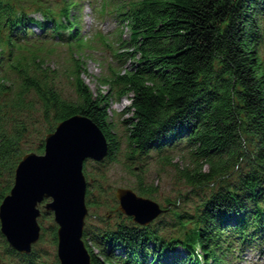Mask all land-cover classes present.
Masks as SVG:
<instances>
[{
  "label": "trees",
  "instance_id": "obj_1",
  "mask_svg": "<svg viewBox=\"0 0 264 264\" xmlns=\"http://www.w3.org/2000/svg\"><path fill=\"white\" fill-rule=\"evenodd\" d=\"M84 1L0 0V205L23 156L44 153L46 136L74 115L87 116L106 136L108 156L96 163L105 177L103 165L122 152L110 102L130 95L126 159L142 169L156 153L159 164L175 167L188 186L209 191L192 212L167 200L172 222L162 226V219L138 225L121 212L117 227L95 229L100 240L86 226L92 264H234L247 251H263L264 0H91L96 18H116L129 29L128 40L120 35L121 52L101 32L81 38ZM34 24L41 35L32 32ZM95 41L110 49L114 63L130 62L125 70L109 65L105 95L85 83L81 57L71 55L64 72L47 64L58 45L82 52L95 49ZM65 74L73 96L62 85ZM33 133L40 138L29 146ZM181 153L190 166L174 161ZM87 162L84 173L92 183L86 201L92 207L97 198ZM140 177L138 194L151 197L155 188ZM50 214L44 210L39 223ZM45 232L42 227L30 254H20L0 231V253L17 264H46L38 252ZM50 232L57 246L55 224ZM121 249L125 257L116 255ZM52 264L60 263L55 258Z\"/></svg>",
  "mask_w": 264,
  "mask_h": 264
},
{
  "label": "water",
  "instance_id": "obj_2",
  "mask_svg": "<svg viewBox=\"0 0 264 264\" xmlns=\"http://www.w3.org/2000/svg\"><path fill=\"white\" fill-rule=\"evenodd\" d=\"M108 150L102 130L87 116L74 115L46 136L44 153L24 155L0 205V231L9 246L21 254L32 252L41 238L40 205L46 202L44 208L57 225L59 263L92 264L83 239L89 214L84 165L88 160L103 162ZM116 198V211L141 226L166 212L155 200L129 188H118Z\"/></svg>",
  "mask_w": 264,
  "mask_h": 264
},
{
  "label": "rangeland",
  "instance_id": "obj_3",
  "mask_svg": "<svg viewBox=\"0 0 264 264\" xmlns=\"http://www.w3.org/2000/svg\"><path fill=\"white\" fill-rule=\"evenodd\" d=\"M48 3L57 2L60 0H46ZM122 1V0H121ZM85 3V9L83 12V30L82 37L84 40L86 38H91V34L102 32L109 42L115 49H118L120 52L124 51L121 48V41L119 40L120 35L122 39H129L130 31L126 25H120V22L116 18L105 17L103 19H95L92 16V9L88 2ZM75 10L72 13L75 14ZM38 19H41L40 14H35ZM34 27V26H33ZM91 30L90 33L89 30ZM39 31L36 30L35 33ZM89 37H85L84 35ZM92 35V36H91ZM97 41V40H96ZM92 43L96 48H87L82 52H77L76 48L71 49L70 46L58 45L56 47L55 54L47 61V64L50 66H57L61 69L62 72L67 71L71 67V55L75 58H82L86 66V74H84L83 79L87 86L92 90L95 95H105L109 91V86L105 85L102 80L107 78L110 74L109 65L113 63L117 66H121L122 70H125L126 67L130 66V62L125 64L114 63L115 60L111 56V51L109 48L104 47L101 43L98 42ZM58 57V58H56ZM69 73V72H65ZM62 85L65 86L66 95L73 96L74 89L72 88L71 80L68 79L67 74L61 77ZM131 101L130 95L123 97L120 101H111L110 106V116L111 121L113 122V132L118 135V138L121 142L122 152L117 156L116 161H110L103 165L101 168L104 171L105 177H100L99 167L96 162L88 160V172L91 174V179L94 180L95 186L93 187L94 196L97 198V202L89 208V214L86 218V226L90 225L89 236L93 234L97 237L98 228L108 229L117 227V223H121L122 217L117 216V208L119 202L116 198V191L118 188H129L134 190L137 194L136 189L139 178H142L144 184L154 187L155 192L151 197L153 200L158 202L162 208L165 210L168 208L166 213L155 219L154 222L159 221L160 219L161 226L169 224L172 222L171 210L174 208L172 205L167 204V200H171V204L177 205L178 210L182 211H193L196 209V206L200 203L201 199L204 197V192H208L209 188L203 189H193L188 186L183 180L179 179L176 168L173 166H165L159 164V156L156 153H153V156L145 161V166L140 169L137 164L131 163L126 159V148H127V127L125 120L131 117L132 113L129 111ZM42 129L41 126H38L36 130ZM27 140L28 145H36L39 141L40 135L33 133ZM29 145V146H30ZM175 162H178L180 166L187 167L190 166L189 157L186 156V153L177 154L174 158ZM133 170H131L129 167ZM138 174V175H137ZM87 182L92 183L91 180L86 178ZM88 189V188H87ZM140 195V194H139ZM142 196V195H141ZM145 197V196H144ZM41 211L43 212L44 204L40 206ZM124 215V214H123ZM107 216V218H106ZM110 216V217H108ZM126 217V215H124ZM103 218H106L105 221H102ZM125 219V218H124ZM110 223L107 225L106 223ZM124 221V220H123ZM41 227L46 229V232L43 235V240L38 247L39 255L41 256L39 262H45L46 264H52L57 257V246L53 245L50 228L54 226V216L51 213L50 215L45 216L41 220ZM56 225V224H55ZM57 226V225H56ZM168 231V230H167ZM91 232V233H90ZM96 232V233H95ZM88 238V245L92 246V239ZM99 238V239H98ZM101 236L97 237L100 240ZM105 248V245H103ZM95 253H99L100 249L93 247ZM2 250V249H0ZM106 251L110 252L111 248L106 247ZM178 252L183 254V249L179 248ZM116 255L125 257L124 250L115 251ZM17 259H12L5 252L0 253V264H17ZM234 264H264V250L259 251L253 249L247 251L239 261H235Z\"/></svg>",
  "mask_w": 264,
  "mask_h": 264
},
{
  "label": "bare ground",
  "instance_id": "obj_4",
  "mask_svg": "<svg viewBox=\"0 0 264 264\" xmlns=\"http://www.w3.org/2000/svg\"><path fill=\"white\" fill-rule=\"evenodd\" d=\"M105 159H106V158H105ZM104 161H105V160H104ZM104 161H103V162H104ZM101 163H102V162H101ZM86 197H87V195H86ZM85 225H86V224H85ZM84 230H85V229H84Z\"/></svg>",
  "mask_w": 264,
  "mask_h": 264
}]
</instances>
